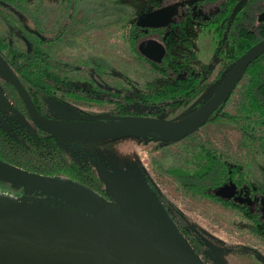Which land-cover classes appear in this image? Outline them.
<instances>
[{
	"label": "rangeland",
	"instance_id": "rangeland-1",
	"mask_svg": "<svg viewBox=\"0 0 264 264\" xmlns=\"http://www.w3.org/2000/svg\"><path fill=\"white\" fill-rule=\"evenodd\" d=\"M249 2L251 0H241L235 12L247 11ZM262 4L259 12L254 10V23L258 18L260 22L264 20V2ZM151 7L145 0H24L23 8L0 1V38L20 51H30L32 43L15 26L14 22H18L22 30L44 40L45 50L56 63L75 68L67 75L75 84L82 88L91 87L107 97L118 94L123 98V108L142 115L147 109L141 106L139 99L173 83L172 78L163 76L130 47L133 23L152 11ZM211 36V33L209 38L203 36L195 43L197 59L189 65L202 77L199 94L182 105L165 107L151 117L185 120L205 105L226 81L236 63L227 66V61L216 56L215 46L209 40ZM56 37L60 40L50 41ZM175 43L178 46L171 51L173 54L180 58L192 54L190 45L185 47L179 41ZM248 81L249 77L245 76L224 110L241 118L246 134L233 122L217 119L179 142H170L164 135L148 132L98 142H63V145L78 161L93 167L118 206L200 264L207 263L177 229L155 193L149 189L146 179L201 235L208 246V256L216 264H264V234L252 220L238 210L194 197L169 173L175 167L193 170L194 158L204 146L215 151L222 160L239 166L254 187L263 186L264 125L259 118H247L244 114ZM49 103L58 118L54 121L68 129H98L110 122L105 117H123L112 102L101 105L77 102L63 92L50 99ZM73 115L96 119L81 121ZM0 126L15 138L22 130L32 134L36 132L32 120L13 111L1 93ZM233 193L228 190L225 195ZM235 200L254 208V202L245 193L239 194ZM0 216L29 218L114 250L130 249L138 242L83 209L53 198L12 199L0 193Z\"/></svg>",
	"mask_w": 264,
	"mask_h": 264
},
{
	"label": "trees",
	"instance_id": "trees-1",
	"mask_svg": "<svg viewBox=\"0 0 264 264\" xmlns=\"http://www.w3.org/2000/svg\"><path fill=\"white\" fill-rule=\"evenodd\" d=\"M0 1L17 4L21 8H23L24 3V0ZM145 1L152 6L151 8L157 9L170 6L182 0ZM237 1L233 0L232 6L225 8L223 14L226 16L230 15ZM263 2L264 0H252L249 2L248 10L243 11L241 22L237 23L236 28L234 27V32L231 36L232 40L230 42L226 41L227 46L225 52L222 53V60L228 62L227 66L236 63L246 51L264 39V21L260 22L258 18L254 25L252 23L254 10L259 12L263 8ZM186 14L187 16L189 15L188 13ZM184 18L187 17L185 16ZM14 24L21 29L20 31L32 43L31 50L28 52L20 51L12 47L5 39L0 38V56L17 74L40 113L51 120L58 118L50 106L49 100L61 92L69 99L77 102L98 105L105 102H112L116 104L119 115L141 117H151L152 115L158 114L159 111H163L165 107L174 108L182 105L199 94L200 80L192 76L186 79H183L182 76L178 78V75L186 67L185 63H189L191 59L195 58H182L183 60L181 59V61L177 55L168 54L162 63H156L145 58L139 48L140 43L145 38L143 31L136 25V22L133 23L131 28L130 47L132 52L136 53L142 59L145 58L163 76L175 80L174 83H168L154 94H149L139 99L141 106L147 109V112L142 115L123 108V98H120L118 94H110L107 97L91 87L82 88L75 84L67 76L75 68L56 63L45 50L44 40L22 30L18 22L15 21ZM252 27L253 29H251ZM197 38V35L189 33V41L194 42ZM219 38H222V35L219 34ZM58 40H60L59 37H56L50 41ZM246 76L249 77V81L245 91L246 103L243 105L244 114L247 118H259L260 123L264 125V55L249 67ZM0 93L10 104L13 111L25 115L31 120L29 112L18 91L1 78ZM228 101L212 115L209 122H214L217 119H225L238 125L243 133L246 134V128L240 123L241 118L224 112ZM201 107L203 105L198 109ZM34 127L36 130L34 134L28 130H22L19 131V137L15 138L0 126V160L39 175L71 179L94 189L108 200L114 202L110 192L105 188V182L91 165L81 163L69 153L62 141L42 131L36 124H34ZM262 139L264 141V138ZM194 159L195 168L193 170L175 167L170 169V175L178 179L194 197L208 199L220 203L224 207L244 213L246 217L252 220L255 227L260 228V231L264 234V184L261 188L254 187L239 166L231 165L222 160L215 151L204 146L199 149ZM146 182L148 183L149 189L155 193L160 204L195 253L202 257L207 264H216L208 256V246L201 235L195 231L181 212L175 208L149 179H146ZM228 190L234 193L225 195V192ZM0 193L12 199L25 197L52 198L36 192L28 195L23 188L14 187L11 184L3 182H0ZM243 193L254 202V208L246 202L235 200L239 194ZM9 220L19 224L48 226L20 216H0V222H8Z\"/></svg>",
	"mask_w": 264,
	"mask_h": 264
},
{
	"label": "water",
	"instance_id": "water-1",
	"mask_svg": "<svg viewBox=\"0 0 264 264\" xmlns=\"http://www.w3.org/2000/svg\"><path fill=\"white\" fill-rule=\"evenodd\" d=\"M203 0H194L193 3ZM178 8L166 6L148 12L136 21L140 28L158 29L174 21ZM140 52L151 61H162L166 54L163 43L153 44L149 52ZM264 55V39L246 51L236 62L226 81L203 110L191 122L169 121L153 117H105L107 125L91 130L68 129L42 115L25 86L9 64L0 56V78L15 87L31 120L42 131L62 142L88 143L110 140L140 133L164 135L170 142H179L208 124L212 115L226 103L247 75L249 67ZM81 121L96 118L73 115ZM0 182L52 197L83 209L92 217L107 223L141 242L167 264H200L171 241L138 219L129 211L108 200L94 189L65 177H49L32 173L0 160ZM0 264H147L118 250L51 226H34L15 222H0Z\"/></svg>",
	"mask_w": 264,
	"mask_h": 264
},
{
	"label": "flooded vegetation",
	"instance_id": "flooded-vegetation-1",
	"mask_svg": "<svg viewBox=\"0 0 264 264\" xmlns=\"http://www.w3.org/2000/svg\"><path fill=\"white\" fill-rule=\"evenodd\" d=\"M239 1L241 2V0L237 1L232 13L229 16L223 14V11L228 6H232L233 0H203L196 3H193L194 0H182L181 2L171 4L176 5L178 8L177 14L174 17V21L170 25L163 28H141L145 39L140 43L139 48H144L149 52L151 45L163 43L166 46V54L162 59L163 61L168 56V54L177 55L171 52L175 47L178 46L175 43L176 41H179V43L185 47L190 45L191 49L193 50L192 54L182 58L191 59L194 57L195 59H191L189 63H185L186 67L183 69L182 73L178 75V78L182 76L183 79H186L187 77L192 76L201 82L202 77L199 76L200 74L198 75L196 72H194L195 70L191 68L192 66H189L197 59L194 45L195 43H198L203 36L209 38L208 36L211 33L212 36L209 40L212 41L215 46L213 50L216 56L222 60V53L225 52L227 42L232 40L231 36L234 32V27L236 28L237 23L241 22L243 10H238L235 12L237 5L240 3ZM186 13L189 15L187 16ZM185 16L187 18H184ZM252 23L254 25V19ZM216 25L218 31L216 29ZM189 33L197 35V40L194 42L189 41ZM219 34L222 35V38H219ZM145 58L147 57L145 56ZM182 58L179 57L180 60ZM162 61L155 62L162 63ZM174 82L175 80H173V83Z\"/></svg>",
	"mask_w": 264,
	"mask_h": 264
},
{
	"label": "bare ground",
	"instance_id": "bare-ground-1",
	"mask_svg": "<svg viewBox=\"0 0 264 264\" xmlns=\"http://www.w3.org/2000/svg\"><path fill=\"white\" fill-rule=\"evenodd\" d=\"M203 110L198 111L191 117L183 120V122H191L194 120L199 114H201ZM130 249H116L126 255H129L133 258L141 260L147 264H167L160 256L155 254L153 251L149 250L147 247L137 242Z\"/></svg>",
	"mask_w": 264,
	"mask_h": 264
}]
</instances>
